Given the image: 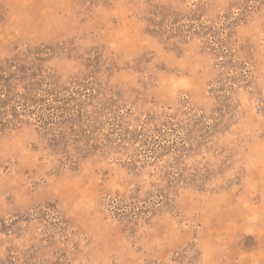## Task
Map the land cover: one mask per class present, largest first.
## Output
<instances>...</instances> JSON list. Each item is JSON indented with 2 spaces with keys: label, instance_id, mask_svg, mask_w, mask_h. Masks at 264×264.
<instances>
[{
  "label": "rangeland",
  "instance_id": "1",
  "mask_svg": "<svg viewBox=\"0 0 264 264\" xmlns=\"http://www.w3.org/2000/svg\"><path fill=\"white\" fill-rule=\"evenodd\" d=\"M0 264H264V0H0Z\"/></svg>",
  "mask_w": 264,
  "mask_h": 264
}]
</instances>
